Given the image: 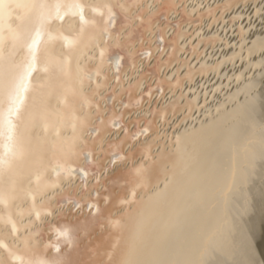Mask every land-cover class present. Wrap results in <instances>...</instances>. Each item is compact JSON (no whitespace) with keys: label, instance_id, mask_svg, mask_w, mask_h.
<instances>
[{"label":"bare ground","instance_id":"obj_1","mask_svg":"<svg viewBox=\"0 0 264 264\" xmlns=\"http://www.w3.org/2000/svg\"><path fill=\"white\" fill-rule=\"evenodd\" d=\"M72 2L63 0L62 11ZM79 2L82 15L69 13L46 24L47 42L37 52L31 77L33 90L27 94L25 110L14 121L21 155L5 166L3 181L5 186L15 182L17 195L0 203V259L5 264H20L19 258L64 260L68 264H264V0ZM104 2L114 13L110 24L106 12L101 15L93 10ZM231 6L221 29L232 45L224 39L213 50L221 57L220 62L226 61L224 73L208 77L206 72L214 66L197 60L194 63L198 66H191V54L198 51L191 40L195 30L199 33L196 44L201 41L204 47L207 41L216 40L211 33L219 28L215 20L200 27L195 23L213 15L217 8L221 13ZM19 14L17 10L15 15ZM239 14L248 24L245 37L239 26L232 34ZM185 21L188 23L181 28ZM221 21L223 24L225 20ZM10 23L15 26L18 21L13 17ZM167 24L172 29L166 31ZM105 28L110 36L104 33ZM66 40L73 41L71 47ZM10 44L5 42V52ZM243 44L246 56L254 57L251 61L240 57L234 62L232 58ZM165 46L168 49L163 59L160 55ZM24 57L25 49L21 48L15 59ZM117 58L120 71H116ZM180 65L186 74L180 75ZM161 67L165 74L160 77ZM97 69L99 75L84 79L86 72ZM195 73L205 74L198 80L205 89L201 94L204 104V95L226 79L224 88H218V94L203 108L196 99L176 94L160 102L158 108L153 106L148 119L143 117L142 130L156 127L155 132L145 135L137 126L129 131L127 125L122 136L116 132L124 126V113L141 108L149 90L161 92L168 86L171 95ZM132 76L146 83L145 87L141 88L140 80L124 86ZM148 77H155V86L146 82ZM160 81H164L162 90ZM85 96L90 107L84 105ZM43 107L57 114L60 136L65 139L73 135L65 123L73 113L100 129L97 138L85 128L79 143L84 148V140L90 144L95 141L94 163L83 157L77 162L92 173L89 176L95 174V181L87 180L85 190L84 182H71L79 174L72 179L62 177L58 187L37 192L33 201L30 193L37 186L36 174L47 167L43 179L51 182L56 178L50 164L57 134L46 131L39 117ZM33 112L37 115L31 122L29 113ZM176 112L180 113L174 116ZM156 113L161 129L152 121ZM167 116L182 118L178 123L172 121L167 131L163 130L170 125ZM113 121L118 126H113ZM140 133L141 140L135 139ZM5 143L6 139H0V144ZM125 146L131 148L121 156ZM114 152L120 159L110 166ZM49 201L51 214L46 211ZM89 202L99 210L90 209ZM113 220H119L120 226L114 227ZM63 225L71 229V245L63 237L57 239L54 228ZM28 233L36 235L26 251L24 237ZM54 245L59 246L58 251ZM9 248L17 259L9 254Z\"/></svg>","mask_w":264,"mask_h":264},{"label":"snow or ice","instance_id":"obj_2","mask_svg":"<svg viewBox=\"0 0 264 264\" xmlns=\"http://www.w3.org/2000/svg\"><path fill=\"white\" fill-rule=\"evenodd\" d=\"M63 7V0H55L54 3H49L48 0H0V139H6L7 141L5 144H0V147L4 149V152L0 153V203L13 200L17 195L15 182L9 186H5L3 175L5 166L9 164L10 160L21 155V148L15 136L17 125L14 121L19 119L22 111L25 110L27 94L33 90L31 77L36 69L37 52L41 48L42 43L47 42L45 41L46 24L52 19L62 20L69 13L72 15H82V5L79 0H73L68 5L66 11H62ZM17 10H20L19 15H15ZM93 10L101 15H104L106 12L109 24L113 22L114 13L107 2L94 6ZM13 17L18 21L15 26L10 23ZM104 33L110 36L107 28L104 29ZM49 38H52L50 33ZM6 41H11L7 52L4 51ZM66 43L71 47L73 41L66 40ZM21 48L25 49V57L21 61H16L15 57ZM144 54L150 55L148 52ZM103 61L104 49L101 50V67L103 66ZM115 64L119 71L120 58L115 60ZM44 70L47 71V67ZM96 75H99V69L95 72H86L84 79L92 80ZM163 84L164 81H160L158 85L161 90ZM146 94L150 95L151 91L149 90ZM83 102L85 106L90 107L86 96L83 97ZM36 115L34 112L29 113V120L34 122ZM39 117L43 120L46 131L55 130L57 134V140L51 145L53 155L50 164L56 178L51 182L43 179L48 170L47 167L44 168L43 172H38L36 174V189L30 193L33 201L37 192L58 187L62 177L72 179L75 175L79 174L81 180L85 183V190H87V177L92 173L86 170V168L80 167L77 162L83 157L88 159L89 163H94L93 157L95 152L93 145L95 141H92L90 144L89 141L84 140V148H80L79 143L83 139L82 133L85 128L93 132L97 138H99L100 129L93 127L87 121L81 120L73 113L65 120V123L73 129V135L65 139L60 136V125L56 122L59 119L57 114L50 113L46 107H43L39 113ZM113 126H118L115 121H113ZM142 131L146 132L147 129ZM117 159H120V156L114 152L113 161L110 166H114ZM136 172L140 174L141 170L136 169ZM97 183H99V180H97ZM131 195L134 199L136 195L135 190L132 191ZM75 206L79 208L81 206L80 202L76 201ZM88 207L99 210L97 205L91 202L88 203ZM33 208H35V203H33ZM46 211L51 214L50 201ZM39 215L40 212L38 211L37 217ZM12 223L13 229L16 230L15 222ZM112 223L114 227L120 226L119 220H113ZM54 231L56 232L57 239L63 237L64 241L69 245L73 243L74 237L71 235V229L67 225L54 228ZM34 235L36 233H28L24 237L26 251L30 250L28 242ZM54 247L57 248V251L59 250L58 245H54ZM9 254L13 259L18 258L11 248H9ZM19 259L20 264H68L64 260L49 261L41 258ZM0 264H5L4 260L0 259Z\"/></svg>","mask_w":264,"mask_h":264},{"label":"rangeland","instance_id":"obj_3","mask_svg":"<svg viewBox=\"0 0 264 264\" xmlns=\"http://www.w3.org/2000/svg\"><path fill=\"white\" fill-rule=\"evenodd\" d=\"M200 2H201V4L203 3H206V2H208V1H210V0H199ZM218 4H220V3H218ZM214 6H210V7H208L209 9H212ZM233 7L234 6H231L230 8H228V9H225L223 12H221V13H219V10H220V8H217V9H215L214 10V12H213V15L212 14H210V15H208V16H203L201 19H200V22L199 23H195V25L197 26V27H200V26H205V25H208V23H209V21L211 20V21H213V20H215L216 21V24L218 25V28L219 29H217L216 30V32H212L211 34H213V36L214 37H216V40L214 41V42H211V41H207L205 44H204V47H202L200 44L202 43L201 41H200V43H198V44H196V42H195V40H196V38L197 37H199V33L198 32H196L195 33V30H194V35H193V39L191 40V43H193V45L195 46V48L198 50L197 52L195 51V52H193L191 55V66L194 68V67H196V66H198V65H196L195 63H194V60L196 61L197 60V62L196 63H198L199 61H201V62H203V63H205V64H208L209 66H214L213 68H210V70L208 71V72H206L207 73V76L208 77H210V76H212L213 74H218V75H220V76H222L223 75V73H224V65H225V62L226 61H223V62H220V60H221V57H219V55H217V54H215L214 53V49L215 48H218L221 44H223V41H224V39H226L225 37L227 36L226 35V33H222V29H221V25H224V24H226V15H227V12H229V11H231L232 9H233ZM214 17V18H213ZM238 19H235V21L233 22V30H234V33H232V34H235L236 33V31H237V26H239L240 28H241V30H242V36L243 37H245L246 36V33H247V30H248V24L246 23V19H245V16L243 15V14H239L238 16ZM221 19H224L225 21H224V23L222 24V21H221ZM186 23H188L187 21H185V22H183V23H181V28L183 27L184 28V24H186ZM193 23V22H192ZM213 23H214V21H213ZM172 27V25H170V24H167L166 25V31H167V29L168 28H171ZM172 29V28H171ZM227 31L229 32V29H227ZM226 31V32H227ZM167 33V32H166ZM167 35V34H166ZM152 37V36H151ZM229 38V37H228ZM228 38L226 39L228 42H229V45H230V47H231V45H232V41H231V39H229L228 40ZM237 42V41H236ZM153 45V44H152ZM201 46V47H200ZM151 47H153V46H151ZM159 48V47H158ZM156 48H154V50H155ZM164 50H163V54H161L159 57L160 58H163L164 57V55H165V50H167L168 48H166V46H165V48H163ZM245 44H243L242 45V50H240V52H239V54H237V55H235L233 58H232V60L234 61V62H236L237 60H239V58L240 57H242L243 58V60H245V57H247V59L249 60V61H251L252 59H253V55L251 56V54H248L247 56H246V54H245ZM158 50V49H157ZM157 50H155V52H157ZM236 51H238V49L236 48ZM154 53V52H153ZM155 55V54H154ZM195 56H198V57H195ZM224 57H226L227 58V55H225ZM193 58V59H192ZM151 59H153V55L151 56ZM164 59V58H163ZM192 60H193V63H192ZM231 60V61H232ZM228 62H229V59H228ZM181 66V70L179 71L180 72V75H184V74H186V71H185V68H184V66H182V65H180ZM163 67H161V68H159V70H158V72H159V74H160V77L161 76H163V74H165L163 71ZM167 73H168V71H167ZM169 74H170V72H169ZM137 75H139V73L137 74ZM124 75H121L120 77L123 79H125V77H123ZM205 76V74H203V75H201V74H198V73H195L194 74V77L191 79V81H183V83H182V86L179 88V89H177L176 90V92H174V93H172L171 95H170V93L168 94L167 92H168V90H170V88L167 86L166 88H163L164 90L163 91H157V89H154L152 92H151V94L150 95H147L146 96V98L143 100V102H142V105L143 106H141V108H139V109H130L129 111H126L125 113H124V116H123V122H124V124L125 125H127V129L129 130V131H133L134 130V127L135 126H137L138 127V131H140V130H142L143 128H144V126L145 125H143V121H145V117L148 119V114H149V112H150V110H151V108L154 106V107H159L160 105H161V103L160 102H167V100H168V98L170 97V96H173V95H176V94H185V96L187 95V97L189 98V99H191V100H194V99H196V101H197V105L198 106H201V108H203V106L204 105H207L212 99H211V96L213 97L214 95H215V93L216 94H218L217 92H219V90L221 91L223 88H224V84H225V82H226V79H225V77L223 78V80L221 81V83H219V81H218V83H216L215 84V86L212 88V90L211 91H209V92H207V94L206 95H204L205 96V104L203 103V96L201 95V94H203V91H205V89L203 88V87H201V86H199L198 85V80L201 78V77H204ZM147 79H149V77L147 78ZM134 80H137V81H139L140 79H137L136 77H134V76H132V79H129V80H126V82H125V84H123L124 86H127V85H132V83H129V82H131V81H134ZM155 77L153 78V79H149V80H146V82H150L149 83V85L151 86V87H153V86H155ZM140 81H142V80H140ZM144 82H145V80H144ZM142 83H143V81H142ZM120 85V84H119ZM145 85H146V83H143L142 85H141V88H144L145 87ZM116 86V85H115ZM219 86V87H218ZM222 86V87H221ZM116 88L118 89V86H116ZM140 88V89H141ZM218 88H219V90H218ZM218 90V91H217ZM184 96V97H185ZM181 98H179V100H180ZM211 99V100H210ZM182 101H183V98L181 99ZM209 101V102H208ZM164 104V103H163ZM117 107H119L118 105H117ZM142 110H144L145 112L143 113L142 112V114H138V113H140ZM119 111H120V107H119ZM181 112V111H180ZM180 112H176V114L174 115V116H176V115H178ZM194 113L196 114L197 113V111L195 110L194 111ZM148 116V117H147ZM144 117V118H143ZM178 117V116H177ZM181 116H179L178 118H177V120H173L172 119V117H168L167 116V119L170 121V125L169 124H166V126L164 127V129L163 130H167L168 131V129H170L172 126H171V123H173L172 121H176V123H178L177 121H180L181 120V118H180ZM176 118V117H175ZM152 121H153V123H155V126H157V128L159 127L160 128V126H161V123L162 122H160V120H159V115L156 113L155 114V116H153V118H152ZM166 121V120H165ZM175 123V124H176ZM123 124V125H124ZM154 127V126H153ZM149 129V128H148ZM147 129V132H145V133H147V134H145V135H148V134H150V133H152L153 131L155 132V130H156V127H155V129H153V128H151L150 130H148ZM161 129V128H160ZM124 130H125V128H121V130H120V132H118V133H120V135L122 136L123 135V133H124ZM162 130V131H163ZM162 131H160V133L162 132ZM143 137V133H140V134H138L136 137H135V139L137 138L138 140H141V138ZM137 140V141H138ZM134 141V140H133ZM128 148L130 149L131 147H128V146H125L124 147V153L123 154H127V152H128ZM107 164V163H106Z\"/></svg>","mask_w":264,"mask_h":264},{"label":"water","instance_id":"obj_4","mask_svg":"<svg viewBox=\"0 0 264 264\" xmlns=\"http://www.w3.org/2000/svg\"><path fill=\"white\" fill-rule=\"evenodd\" d=\"M116 71H117V69H116ZM120 71V70H119ZM123 123V122H122ZM123 128H125L126 129V125L124 124V126H123ZM135 128V127H134ZM114 131H116V129H114ZM116 132H120V131H116ZM113 133H115V132H113ZM124 134V133H123ZM121 156H124V154H123V152H121ZM109 161V164H111V159H109L108 160ZM108 165V164H107ZM95 175V174H94ZM94 175H92V176H88L87 177V180H90V183H91V181L93 180V181H95V176ZM75 182V183H77V184H79V183H83V181L81 180V177H74V179H72L71 180V182ZM89 183V184H90ZM94 183V182H93ZM67 186V184L65 185V187Z\"/></svg>","mask_w":264,"mask_h":264}]
</instances>
